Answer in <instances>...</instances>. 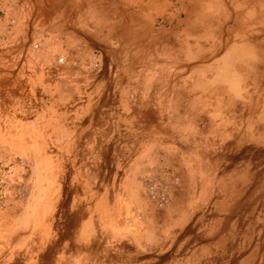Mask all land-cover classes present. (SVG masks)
<instances>
[{"label":"bare ground","instance_id":"1","mask_svg":"<svg viewBox=\"0 0 264 264\" xmlns=\"http://www.w3.org/2000/svg\"><path fill=\"white\" fill-rule=\"evenodd\" d=\"M13 1L0 264H264V0Z\"/></svg>","mask_w":264,"mask_h":264},{"label":"rangeland","instance_id":"2","mask_svg":"<svg viewBox=\"0 0 264 264\" xmlns=\"http://www.w3.org/2000/svg\"><path fill=\"white\" fill-rule=\"evenodd\" d=\"M4 1H7V2H4ZM0 0V16L1 17H4V18H1L0 17V19H1V21L4 23V26H5V31L7 32V33H5V34H3L2 36H0V42H1V40H2V42L4 43V42H6V40L7 41H13V39L15 40V41H17V40H19V38H20V42L21 41H23V40H25L27 37H26V35H23V36H21V33H20V35H18V37L16 38L15 36H16V34H14V33H11V29H13V27H14V25H15V19H14V17H11L10 16V14L9 13H11L12 11L13 12H15V11H17L18 9L16 8V6H20V1L18 2V1H11V0ZM13 2V3H12ZM15 4V6H13ZM10 5H11V7H10ZM3 7V8H2ZM14 7V8H13ZM9 10V11H8ZM8 12V13H7ZM4 14H7V15H4ZM13 22V23H12ZM12 23V24H11ZM12 26V27H11ZM10 28V29H9ZM31 31H32V33L35 31V27H31ZM8 32L10 33V34H8ZM16 33V32H15ZM34 34V33H33ZM14 35V36H13ZM21 36V37H20ZM3 37V38H2ZM47 37V36H46ZM46 37H45V39H46ZM4 38H5V40H4ZM16 38V39H15ZM35 39H36V37H34ZM37 40V39H36ZM33 41V40H32ZM30 42L31 44H34L33 42ZM94 53V54H93ZM97 54H98V50L97 49H95V50H93L91 53H90V56L91 55H93V56H97ZM90 58V57H89ZM89 58H88V61H89ZM93 58V57H92ZM91 58V59H92ZM94 59H96V58H93L92 59V63H93V61H94V63L92 64L94 67H97V60H94ZM88 63V62H87ZM96 65V66H95ZM21 70V69H20Z\"/></svg>","mask_w":264,"mask_h":264}]
</instances>
